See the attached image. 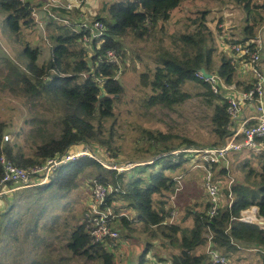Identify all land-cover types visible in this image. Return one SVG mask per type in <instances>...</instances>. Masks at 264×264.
<instances>
[{
	"label": "trees",
	"instance_id": "16d2710c",
	"mask_svg": "<svg viewBox=\"0 0 264 264\" xmlns=\"http://www.w3.org/2000/svg\"><path fill=\"white\" fill-rule=\"evenodd\" d=\"M183 0H104L96 18L104 24L101 37H94L90 44L82 40L87 31L76 33V14L64 8L52 7L51 14L44 12L45 40L49 45V56L42 62H38L40 54L39 46H31L23 42L21 52L26 56V62H12L10 58L0 56L4 68L11 74V87L21 95H27L31 100H39L46 104L47 111L57 113L55 127L58 135L49 133L40 134L39 137L32 133L43 132L47 124L45 120L30 125L29 138L33 140L32 148L27 149L18 145L15 141L3 140L5 126L0 122V158L11 161L19 167L42 164L47 158L56 154L61 155L74 145H99L110 156L116 158L117 149L111 145L112 130L105 126L107 119L113 116V103L117 96L123 92V86L115 72L118 66L105 61L107 50L113 49L117 56L123 59L124 38L133 36L138 39H147L153 36V32L159 23L171 16L173 9L179 8ZM235 6L243 12L242 38L232 40V43H245L248 40H256L260 36L264 25V0H233ZM40 4L32 0H0V12H7L5 22L9 29L10 38L23 36L24 30L31 32L37 27L32 10H37ZM208 10L198 9L190 12L195 17H186L188 31L173 38L172 43L178 41L183 45L180 54L174 53L177 47L165 49L156 53L155 67L151 72L140 74V81L145 87H149V95L145 98L148 105L159 104L170 107L184 102L190 95L181 90L185 82L191 81L205 88L204 95L210 98L213 105L211 115L212 133L216 141L208 146L219 145L226 135L224 128L228 116L225 111L226 102L221 93L214 94L209 89L207 82L196 76L200 68H205L212 73L214 48L210 38V30L204 22ZM77 13V12H76ZM66 19L69 24L62 23L59 19ZM162 27V25H161ZM15 40V39H14ZM99 42V46L97 43ZM254 43H251L253 45ZM220 62L216 71L226 83L251 85L253 80L241 78L231 66L228 54L219 53ZM261 64L264 68V41L261 50ZM8 73L6 74L8 78ZM246 80V81H244ZM51 110V111H50ZM22 134L21 132L18 135ZM142 139L147 142L146 150L153 152L139 156V160H146L155 156L152 164L136 166L127 172H117L103 166L96 159L84 156L60 167L44 185L22 188L8 198V205L0 214V243L8 237L11 230L18 233L25 230L26 236L32 235L29 241V252L39 248L42 243L53 247L49 240L57 239L69 253V260L76 259L77 264H118L120 257L119 247L112 239L95 241L91 233L95 229L92 221L94 216H86L87 208L83 207L79 213L67 223L64 219L63 226L49 227V231L37 232V222L44 212L46 204L41 200H49L53 193H44L43 189L55 186L58 191L71 195L78 186V177L87 169L92 180L104 186L111 185L112 190L106 196L101 208L112 206L115 213L122 209L129 214L119 215L113 221L116 225L121 240H131L133 233L138 236L144 234L142 251L137 257V264H146L148 253L151 257L168 264H209L205 253L206 235L212 234L213 246L228 259L234 253L243 250L258 252L262 264H264V227L258 224L240 221L242 210L255 206L257 216L264 219V149L257 154L258 168L241 164L244 177L238 181L235 179L222 186L221 192L226 203L215 216H209L206 212L207 202L204 207L193 203L184 208V220L191 219L188 226L176 221H166L171 210L170 195L175 191L176 177L183 174H170L188 160L179 157L177 161L171 160L170 150L189 145H198L194 141L179 136L164 135L160 132H143ZM28 135V134H27ZM41 138L38 142L37 139ZM176 139V140H175ZM207 146V145H205ZM158 165L159 169H154ZM150 169V171H147ZM152 169V170H151ZM214 177L218 180L228 175L226 168L214 165ZM148 172V173H146ZM3 173V165L0 160V177ZM230 177V173L228 178ZM42 190V191H41ZM36 195L32 204L40 205L33 219V226L23 224L25 212L30 214L29 195ZM179 192L177 193L178 196ZM231 204L228 205L229 200ZM46 200V201H47ZM177 200V199H176ZM119 202L120 205L116 206ZM42 203V204H41ZM17 208V209H16ZM24 208V210L22 209ZM169 210H168V209ZM177 214L179 207L176 201ZM15 210V212H13ZM97 218V217H96ZM108 219V222H113ZM57 225L58 218L45 220L47 223ZM22 227V228H21ZM22 229V230H21ZM15 233V232H14ZM44 234V235H43ZM48 236V237H47ZM15 239L20 235H11ZM30 237V238H31ZM140 238V237H139ZM142 239V238H141ZM157 241L159 245H165L167 254L153 253L152 248ZM197 247H203L202 252H195ZM44 257L29 255L27 264H64L61 253ZM156 258V259H157ZM31 261V262H30ZM132 264V263H129Z\"/></svg>",
	"mask_w": 264,
	"mask_h": 264
},
{
	"label": "rangeland",
	"instance_id": "374dc122",
	"mask_svg": "<svg viewBox=\"0 0 264 264\" xmlns=\"http://www.w3.org/2000/svg\"><path fill=\"white\" fill-rule=\"evenodd\" d=\"M95 1L96 4L93 6V11L96 10V12H98L104 0ZM198 9L209 11L204 17V22L211 32L210 38L212 47L214 48L212 54L213 73H216L220 62L219 53L223 52L226 45L232 43V40L242 38V17L244 14L240 8L234 5L233 0H183L179 8L172 10L169 19L158 24L152 37L147 39H138L133 36L125 37L123 40L125 47L123 56L124 64H122L123 70L118 77L123 86V92L114 100L113 116L110 120L108 118V121L105 122V126L109 127L111 125V145L117 149V156L116 158L111 157L108 151L106 152L97 144L84 145L91 149V155L94 157L93 159H96L104 165H112V163L116 164V162H119V165L129 160L137 163V166L152 164L153 160H155V156L146 160H139V156H145L153 152V149L150 153L146 150L147 142L142 139V133L144 131L185 137L202 145H197V147H209L208 145L216 141V136L212 133L211 125L213 105L209 102L210 98L203 94L205 91L203 86L191 81L185 82L181 90L188 93L190 97L178 105L166 107L159 104L148 105L145 98L149 95V87H144L140 81L141 73L153 71L156 65L155 57L157 51L160 52L165 49L171 51L174 47H177L174 53L180 54V49L183 51V45L179 44L178 41H175L173 44L172 40L177 35H181L188 31L186 17L188 15L195 17L190 12H194ZM6 16L7 12L1 10L0 56L10 58L12 62L25 63L26 56L21 52V46L23 42H28L31 46L40 47L38 62H44L49 56V45L47 40H45V33H43V30L38 27L31 32H26V30H24L23 36L14 38V40L10 38L9 35H6L9 33V29L5 22ZM261 29L260 37L264 41V25ZM220 47H222L223 50ZM4 64V61L0 62V122L5 126L3 136L8 134L11 139L5 140L3 138V140L9 142L15 141L18 145H23L27 149H30V147L32 148L33 140L29 138V134L31 133V128L37 125V122L41 120L47 122L45 126H42L44 129L43 132L39 130L32 134L39 137L40 134L47 135L49 133H54V135L57 136L58 130L55 127L57 113L47 111L48 107L43 102L31 100L27 95H21L13 89L11 87V80L9 79L11 74L4 68ZM7 73L8 78L6 76ZM30 125L33 126L31 127ZM36 127L38 128V125ZM19 132L22 134L18 135ZM40 140L41 138L37 139L38 142ZM77 148H82V145L79 144ZM256 153L260 154V152ZM256 155L254 152L251 153L247 151L230 155L228 165L224 166L228 175L220 179L222 186L224 187L225 183L230 180L233 181L235 179V181H240L243 179L244 173L241 170V164L245 161L244 165L249 163L252 167L258 168L257 163L259 159ZM191 165L193 166L195 164L184 162L177 169L168 171L170 174H183L180 179L181 190L176 200L179 207L176 221L184 220L185 207L188 206L191 208L190 205L193 203L200 204L204 207V203L206 202L205 193L202 189V170L198 167H190ZM90 169L91 168L87 169L78 177V186L73 190L71 195L58 191L55 186L43 189L44 193H53V197L49 198V200H41L42 203L46 204L49 215L46 211L38 220V233L41 230L49 231V227L56 228L59 224L62 227L64 219H66L65 221L67 223H71L70 221L81 209H83V207H85V205H87L86 197L83 195V192L86 190L85 187L89 186L92 181V177L89 176V171H92ZM154 169H159V166L156 165ZM147 171H150V169H147ZM229 173L230 177L228 178ZM29 198L31 199L28 202L31 212H29L30 214H27V212L23 214L25 216L23 224L33 226V219L30 216L37 215L40 205H38V203L32 204V201L36 198L35 194H32V197L29 195ZM22 209L24 210V208ZM13 212H15V210ZM52 218H58L57 225H51L48 222L47 227H44L43 223L45 220L48 219L51 221ZM256 220H262L263 223L258 225L264 226V219H259L257 217L250 223ZM74 221L75 219H73V222ZM190 221L191 219H187L181 222L182 225L188 226ZM17 234H21V238L18 237V239L13 240L14 238L10 237L11 235ZM7 236L8 237H5L3 242L0 243V264H27L28 258H30L29 255H35L40 258L44 257L45 254L49 252V255L61 253V257L59 256L58 260L64 261V264H77L75 258L69 260V253L65 250L67 248L60 247L61 244L57 239L48 241V243L53 242L52 248L42 243L43 245L39 248L28 253L29 247L27 243L31 241L32 235L24 238V236H26L25 230H18V233L11 230ZM143 237L144 234L138 236L137 233H133V238H131V240H122L124 243L122 247L123 255L119 259L118 264H137L138 254L136 250L139 249L140 252L142 251L143 246L141 245L144 244ZM154 243L152 248L153 253L162 252L164 254L168 251H166L167 247L165 245L161 246L157 241ZM131 247L132 252H128ZM203 250V247H197L195 252L199 253ZM257 253L258 252L254 250H243L238 252V254L234 253L232 257H229L230 264H262L263 260L259 258ZM147 256L151 257L152 254L148 253ZM146 264L152 263L147 261Z\"/></svg>",
	"mask_w": 264,
	"mask_h": 264
},
{
	"label": "built area",
	"instance_id": "2783aa9c",
	"mask_svg": "<svg viewBox=\"0 0 264 264\" xmlns=\"http://www.w3.org/2000/svg\"><path fill=\"white\" fill-rule=\"evenodd\" d=\"M25 1V0H20ZM38 3L40 0H32ZM43 1V9L52 15L50 9L52 7L64 8L73 14H76L75 26L72 27L73 31L79 33L81 31H89L88 34H83L82 40L86 44H90L92 38L101 37L105 29L104 24L97 18L96 10L93 11V6L96 4L95 0H41ZM44 11V12H45ZM77 12V13H76ZM31 15L35 18L37 27L43 30L44 33V20L39 16L36 10H32ZM59 19V18H56ZM62 23L69 24L66 19H59ZM251 43H254L251 45ZM99 46V42L97 43ZM263 48V40L259 36L256 40H248L245 43L235 42L226 45L224 52L228 54L231 59V66L237 71L238 76L241 78L246 77L253 80V83L247 87L243 84L226 83L218 74L210 73L209 77H204L200 70L196 72V76L202 78L207 82L209 89L212 93H221L226 102L225 111L228 116L227 122L224 126L226 135L217 146L197 147L193 145L174 148L168 153L171 155V160L177 161L181 156L188 160V163L193 168H200L202 170V189L205 193L207 202V214L215 216L220 208L226 203L221 192V182L214 177L215 172L213 166L228 165L229 157L232 154L240 153L243 151L261 152L264 149V68L261 64V50ZM122 58L117 56L115 50L110 49L105 53V61L114 63L118 66L115 72V78H118L122 73L123 63ZM125 62V61H124ZM243 67L245 71H243ZM244 74V75H243ZM246 81V80H244ZM5 140H9L8 134L4 135ZM11 139V138H10ZM82 148H77L79 145H74L61 155H54L47 158L42 164L31 165L28 167H19L14 165L11 161L1 157L0 160L3 165V173L0 177V198L11 197L16 191L33 187L37 185L46 184L51 175L60 167L73 162L80 157H90L91 149L85 147L86 144H80ZM87 146V145H86ZM77 148V149H76ZM101 163V162H100ZM104 165V167L116 170L117 172H124L136 167L138 164L132 160L126 161L118 165ZM102 164V163H101ZM121 165V166H120ZM35 178V179H33ZM181 176L176 177L175 191L168 198L171 204V210L166 217V221L172 222L176 215V199L177 193L180 188ZM232 180L229 181L231 183ZM86 190L83 195L86 197V216L92 218L95 223V229L91 233L95 241H103L105 239H112L119 247L118 257H122L123 241L114 219L119 215H126L129 212L121 210L115 213L112 206H105L101 208L106 196L111 192V185H101L91 181L90 185L85 187ZM231 199L228 205L231 204ZM120 203L117 202L116 206ZM97 217V218H96ZM263 219L257 216V208L251 206L248 209L241 211V221L251 222L255 219ZM108 219H113V222H108ZM263 228V225H260ZM205 253L207 262L209 264H230L229 259L222 255L213 246L212 234L206 235ZM149 263L152 264H168L167 262H158L153 257H147Z\"/></svg>",
	"mask_w": 264,
	"mask_h": 264
},
{
	"label": "crops",
	"instance_id": "0c3cea01",
	"mask_svg": "<svg viewBox=\"0 0 264 264\" xmlns=\"http://www.w3.org/2000/svg\"><path fill=\"white\" fill-rule=\"evenodd\" d=\"M38 4H40V7L36 10L37 11V13L39 14V16L42 18L43 16V14H44V9H43V1H39L38 2ZM0 41H1V36H0ZM221 49H222V47H220ZM223 50V49H222ZM243 71H245V68L243 67ZM244 75V74H243ZM4 200V201H3ZM205 204V203H204ZM7 205H8V198H4V199H2V198H0V214L2 213V212H4L5 211V209L7 208ZM124 246V244L122 245V247ZM125 247H126V245H125ZM136 247H138V246H136ZM132 250V247L130 248V250L128 251V252H132L131 251ZM140 250L139 249H137L136 250V253L139 255L140 253ZM151 253V252H150ZM166 254H167V252L166 253H164V254H162V256H166ZM137 255V256H138ZM157 258V257H156ZM156 258H154L155 260H158V258L156 259ZM158 262L160 263V261L158 260ZM162 262V261H161ZM129 264V263H128Z\"/></svg>",
	"mask_w": 264,
	"mask_h": 264
},
{
	"label": "water",
	"instance_id": "95a60500",
	"mask_svg": "<svg viewBox=\"0 0 264 264\" xmlns=\"http://www.w3.org/2000/svg\"><path fill=\"white\" fill-rule=\"evenodd\" d=\"M200 71H201V73H202V75L204 76V77H209L211 74L210 73H208L206 70H205V68H200L199 69ZM253 223H256V224H261V223H263V221L262 220H256V221H254Z\"/></svg>",
	"mask_w": 264,
	"mask_h": 264
}]
</instances>
